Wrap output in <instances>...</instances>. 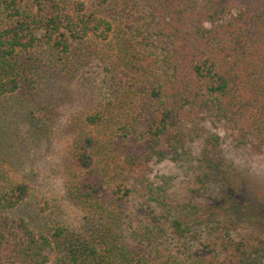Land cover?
I'll return each mask as SVG.
<instances>
[{"label": "trees", "instance_id": "obj_1", "mask_svg": "<svg viewBox=\"0 0 264 264\" xmlns=\"http://www.w3.org/2000/svg\"><path fill=\"white\" fill-rule=\"evenodd\" d=\"M90 65L107 93L73 117L63 170L85 219L16 213L31 182L0 155V264H264L262 232L229 215L264 230V195L223 147L264 161V0H0V120L49 125Z\"/></svg>", "mask_w": 264, "mask_h": 264}, {"label": "rangeland", "instance_id": "obj_2", "mask_svg": "<svg viewBox=\"0 0 264 264\" xmlns=\"http://www.w3.org/2000/svg\"><path fill=\"white\" fill-rule=\"evenodd\" d=\"M88 68L83 72V78L67 86L66 99L59 106L58 113L49 125L44 124L45 127L42 128L39 123L30 120H0V148H2L0 155L10 157L12 154L32 187L29 197L15 212L25 216L32 225L40 229L50 228L56 220L64 221L66 226L72 229L85 219L83 211L73 201L64 198L63 170L68 163L66 150L73 131L70 127L73 117L88 106L95 107L102 104L107 93L103 87L99 68L94 65ZM219 134L223 135L222 132ZM202 143L197 141L192 144L195 157H203ZM231 146L228 141L223 145L226 157L233 161L236 170L248 180L253 189L263 196L262 157ZM152 170L173 175L175 186L180 191L193 184V179L184 173V168H179L172 162H157L152 165ZM194 170L197 171L198 168ZM215 192H218L217 189ZM43 199H46L51 207L38 213ZM135 199L132 197V201ZM229 215L242 227H253L264 236V230L244 217L240 211H230Z\"/></svg>", "mask_w": 264, "mask_h": 264}]
</instances>
